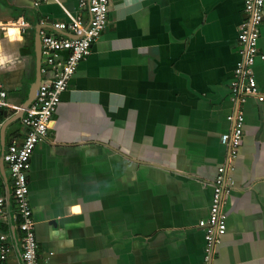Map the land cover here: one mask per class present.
I'll return each instance as SVG.
<instances>
[{"label":"crops","instance_id":"0c3cea01","mask_svg":"<svg viewBox=\"0 0 264 264\" xmlns=\"http://www.w3.org/2000/svg\"><path fill=\"white\" fill-rule=\"evenodd\" d=\"M0 0V152L23 140L41 73L39 30L70 22L77 0ZM244 0H110L106 28L62 93L34 149L28 196L43 264H205L220 137L234 113ZM264 12V5H263ZM264 16V15H263ZM28 26L21 31L18 20ZM42 22L43 26L40 25ZM258 48L264 57V17ZM264 95V58L253 66ZM243 136L224 195L225 232L207 264H264V100L241 105ZM0 264H23L0 158Z\"/></svg>","mask_w":264,"mask_h":264},{"label":"built area","instance_id":"2783aa9c","mask_svg":"<svg viewBox=\"0 0 264 264\" xmlns=\"http://www.w3.org/2000/svg\"><path fill=\"white\" fill-rule=\"evenodd\" d=\"M43 0H35V6ZM110 0H77L80 11H87L88 21L81 14L70 22H52L56 32H67L71 37H64L39 30L40 52L43 59L41 73L50 71L51 76L38 89L34 102L25 110L22 124L26 129L23 140L19 144H10L0 158L5 164L11 180L12 194L16 204L15 220L21 233V259L23 264H43L40 258L38 242L35 236V222L28 196L27 172L30 158L35 147L48 139L49 124L60 102L62 93L67 89L69 81L76 72L78 65L91 53V48L106 28ZM264 0H244L243 12L245 19L238 27V53L241 57L234 69V79L230 84L231 101L235 105L234 113L229 115L230 130L220 137V142L228 149L226 163L219 166L212 184V198L207 221L202 225L205 233V256L207 264L213 256L215 245L225 232V216L222 213L224 195L232 185L229 174L233 172V162L237 158L238 149L243 136L244 115L241 105L247 98L258 102L264 100L255 81L253 66L257 58L263 59L258 48L260 26L263 21ZM17 27L24 31L28 24L18 20ZM43 23L40 22V25ZM7 93L0 76V108L4 105ZM1 127V120H0ZM4 200L0 198V212ZM0 235V252L5 253L4 241Z\"/></svg>","mask_w":264,"mask_h":264},{"label":"water","instance_id":"95a60500","mask_svg":"<svg viewBox=\"0 0 264 264\" xmlns=\"http://www.w3.org/2000/svg\"><path fill=\"white\" fill-rule=\"evenodd\" d=\"M33 89H35V90H34V93L32 94V96H31L30 99H32V98L35 96L36 91H38V89H39V84H38V82H36V86H35Z\"/></svg>","mask_w":264,"mask_h":264}]
</instances>
